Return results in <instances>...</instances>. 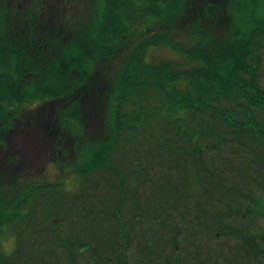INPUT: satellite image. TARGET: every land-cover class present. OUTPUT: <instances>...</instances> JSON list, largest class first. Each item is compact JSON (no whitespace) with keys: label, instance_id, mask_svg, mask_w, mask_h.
<instances>
[{"label":"trees","instance_id":"trees-1","mask_svg":"<svg viewBox=\"0 0 264 264\" xmlns=\"http://www.w3.org/2000/svg\"><path fill=\"white\" fill-rule=\"evenodd\" d=\"M263 79L264 0H0V264H264Z\"/></svg>","mask_w":264,"mask_h":264},{"label":"rangeland","instance_id":"rangeland-1","mask_svg":"<svg viewBox=\"0 0 264 264\" xmlns=\"http://www.w3.org/2000/svg\"><path fill=\"white\" fill-rule=\"evenodd\" d=\"M155 56H156V58L158 59V60H161V59H165V58H167V57H170L171 56V53H169L167 50H165V49H159V50H156V52H155ZM264 80V79H263ZM26 138H27V136L26 135H24ZM31 137H33V135L31 136ZM30 139H32V138H30ZM53 177H56V175H54ZM3 240H4V243H3V247L4 248H6V250H11V247L13 246V244H14V242H13V239H11L10 237H9V235L7 236H4V238H3Z\"/></svg>","mask_w":264,"mask_h":264},{"label":"flooded vegetation","instance_id":"flooded-vegetation-1","mask_svg":"<svg viewBox=\"0 0 264 264\" xmlns=\"http://www.w3.org/2000/svg\"><path fill=\"white\" fill-rule=\"evenodd\" d=\"M167 170H168V168H161V167H160L159 174H160V175H163ZM171 173H173L172 175H179V171H177L176 169H173V170H172V168H171ZM252 173H253V172H252ZM172 175H170V176H172ZM161 178H164V176L161 177ZM175 188L178 189V187H175ZM163 189H164V187L161 188V195H163ZM181 189H183V190H187V188H184V187H182ZM248 202H249V198H248V199L246 198V204H247ZM249 210H251V212H253V209H252V208H251V209H248L247 211L244 212L243 217H247V215H248V211H249ZM239 240H240V241L242 240L241 237L239 238Z\"/></svg>","mask_w":264,"mask_h":264}]
</instances>
